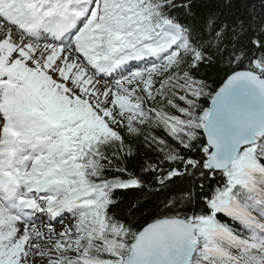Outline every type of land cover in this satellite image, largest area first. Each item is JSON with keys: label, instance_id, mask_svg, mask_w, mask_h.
I'll return each instance as SVG.
<instances>
[{"label": "snow or ice", "instance_id": "6c2138e0", "mask_svg": "<svg viewBox=\"0 0 264 264\" xmlns=\"http://www.w3.org/2000/svg\"><path fill=\"white\" fill-rule=\"evenodd\" d=\"M0 264H264V0H0Z\"/></svg>", "mask_w": 264, "mask_h": 264}]
</instances>
